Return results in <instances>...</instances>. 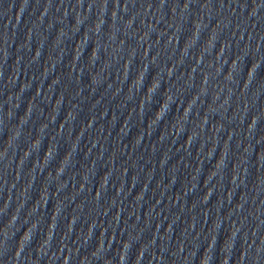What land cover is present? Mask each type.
Returning a JSON list of instances; mask_svg holds the SVG:
<instances>
[{"label": "water", "instance_id": "water-1", "mask_svg": "<svg viewBox=\"0 0 264 264\" xmlns=\"http://www.w3.org/2000/svg\"><path fill=\"white\" fill-rule=\"evenodd\" d=\"M82 0H0V78Z\"/></svg>", "mask_w": 264, "mask_h": 264}]
</instances>
